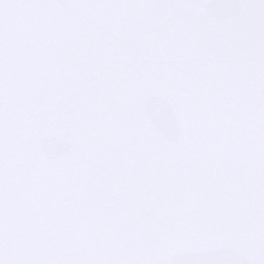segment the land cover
Masks as SVG:
<instances>
[{"label":"snow or ice","instance_id":"1","mask_svg":"<svg viewBox=\"0 0 264 264\" xmlns=\"http://www.w3.org/2000/svg\"><path fill=\"white\" fill-rule=\"evenodd\" d=\"M0 264H264V0H0Z\"/></svg>","mask_w":264,"mask_h":264}]
</instances>
